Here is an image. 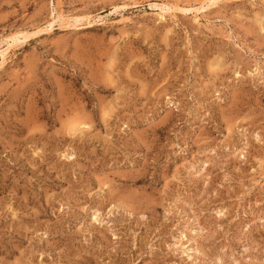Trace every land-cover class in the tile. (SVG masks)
<instances>
[{
	"label": "rangeland",
	"instance_id": "1",
	"mask_svg": "<svg viewBox=\"0 0 264 264\" xmlns=\"http://www.w3.org/2000/svg\"><path fill=\"white\" fill-rule=\"evenodd\" d=\"M195 1L0 0V264H264V0Z\"/></svg>",
	"mask_w": 264,
	"mask_h": 264
},
{
	"label": "bare ground",
	"instance_id": "2",
	"mask_svg": "<svg viewBox=\"0 0 264 264\" xmlns=\"http://www.w3.org/2000/svg\"><path fill=\"white\" fill-rule=\"evenodd\" d=\"M173 1L176 4L181 3V0H173ZM217 1H219V0H196L194 6L190 5L187 8H181V7L176 6L177 7L176 10L174 9V7L164 3V4L158 6V10H160L159 11L160 13H157V16H158V18L163 19L164 14L169 12V11H179V12H185V13H190L193 11L196 13H200L206 7L214 5L215 2H217ZM54 18H56L57 20H61V21L67 19V18H65L59 14H57ZM22 35H23V33H15L12 36L8 37V39H6V41H7L5 44L6 48L4 47V48L0 49V58H5L7 56V54L9 53V49L13 48L16 43L20 42Z\"/></svg>",
	"mask_w": 264,
	"mask_h": 264
}]
</instances>
